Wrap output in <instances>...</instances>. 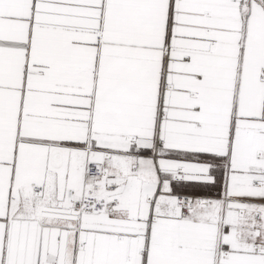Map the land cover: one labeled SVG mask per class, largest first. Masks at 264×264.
I'll return each instance as SVG.
<instances>
[{
	"label": "snow or ice",
	"instance_id": "obj_1",
	"mask_svg": "<svg viewBox=\"0 0 264 264\" xmlns=\"http://www.w3.org/2000/svg\"><path fill=\"white\" fill-rule=\"evenodd\" d=\"M0 264H264V0H0Z\"/></svg>",
	"mask_w": 264,
	"mask_h": 264
}]
</instances>
